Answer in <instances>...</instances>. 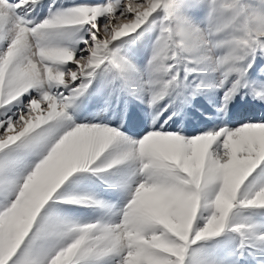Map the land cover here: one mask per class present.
Masks as SVG:
<instances>
[{"label": "snow or ice", "instance_id": "obj_1", "mask_svg": "<svg viewBox=\"0 0 264 264\" xmlns=\"http://www.w3.org/2000/svg\"><path fill=\"white\" fill-rule=\"evenodd\" d=\"M39 3L0 0V264H264L257 0ZM149 21L141 66L124 45ZM117 91L152 111L143 135L77 121ZM209 91L216 126L173 129ZM241 105L262 111L232 125Z\"/></svg>", "mask_w": 264, "mask_h": 264}, {"label": "rangeland", "instance_id": "obj_2", "mask_svg": "<svg viewBox=\"0 0 264 264\" xmlns=\"http://www.w3.org/2000/svg\"><path fill=\"white\" fill-rule=\"evenodd\" d=\"M81 0H55L54 7L68 6L71 3H78ZM53 0H40L32 15L37 19H43L49 11L50 4ZM264 10V4H260L259 0L255 5ZM200 15V13H197ZM156 35L155 28L151 21L146 24L139 33L134 34L135 39L126 38L129 42L124 47L130 51L137 64L143 65L147 55L149 54L151 41ZM219 93L207 92L197 95L190 104L183 107L178 116H174L172 121L173 129L181 128L187 135H195L197 132L205 131L213 128L217 124L215 116V107L211 105L212 98H216V104L219 100ZM215 104V105H216ZM210 109V111L208 110ZM248 105H241L235 111V116H239L246 112ZM208 110V111H207ZM257 112L259 109H253ZM204 111L208 112L206 119L203 118ZM171 112H165L160 118L163 120ZM78 122L91 123H109L112 126H119L123 122V131L129 135L140 136L148 129L152 122V111L147 104L141 100L136 99L126 93L113 92L111 96L107 94L93 96L83 108V110L76 116ZM204 119V120H203ZM207 120V121H206ZM175 122V123H173ZM206 122V123H203ZM208 123H210L208 125ZM137 125V126H136ZM191 128V129H190ZM75 185L72 183V178L66 183L65 187L71 189ZM106 198L112 199L113 194L104 193ZM69 208L73 214L76 215H91L90 209H76L72 206H64ZM211 243V242H210ZM234 246V245H233ZM211 255H217L218 251L215 247L208 249Z\"/></svg>", "mask_w": 264, "mask_h": 264}, {"label": "bare ground", "instance_id": "obj_3", "mask_svg": "<svg viewBox=\"0 0 264 264\" xmlns=\"http://www.w3.org/2000/svg\"><path fill=\"white\" fill-rule=\"evenodd\" d=\"M216 104V98H212V101H211V105H212V107H213V105H215ZM209 111H210V109H208ZM207 110V111H208ZM205 112L204 111V115H203V118L204 119H206L207 117H209L208 116V112ZM260 111H262V110H258L257 111V113H259ZM253 113V110H252V107L250 106V105H248V109L246 110V112L245 113H243V114H241V115H239L238 117L237 116H235V114H234V116H233V119H232V121H231V124L232 125H234L235 123H237V122H239L244 116H246V115H249V114H252ZM203 119V120H204ZM207 121V120H206ZM203 123H206V122H203ZM210 123H208V125H209ZM137 126V125H136ZM191 129V128H190Z\"/></svg>", "mask_w": 264, "mask_h": 264}]
</instances>
